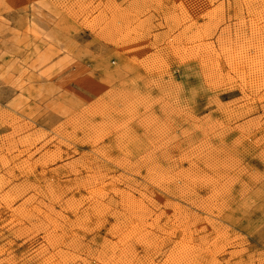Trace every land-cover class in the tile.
<instances>
[{
	"label": "rangeland",
	"instance_id": "obj_1",
	"mask_svg": "<svg viewBox=\"0 0 264 264\" xmlns=\"http://www.w3.org/2000/svg\"><path fill=\"white\" fill-rule=\"evenodd\" d=\"M154 1L0 0V264H264V0Z\"/></svg>",
	"mask_w": 264,
	"mask_h": 264
},
{
	"label": "bare ground",
	"instance_id": "obj_2",
	"mask_svg": "<svg viewBox=\"0 0 264 264\" xmlns=\"http://www.w3.org/2000/svg\"><path fill=\"white\" fill-rule=\"evenodd\" d=\"M142 1H143V0H142ZM146 1H147V0H146ZM153 1H154V0H153ZM194 1H195V0H194ZM198 1H199V0H198ZM154 2H155V1H154ZM185 2H186V1H185ZM190 2H191V1H190ZM202 2H203V1H202ZM134 3H135V2H134ZM144 3H145V2H144ZM158 3H159V2H158ZM174 3H175V2H174ZM191 3H192V2H191ZM200 3H201V2H200ZM203 3H204V2H203ZM141 4H142V3H141ZM150 4H151V3H149V5H150ZM180 4H181V3H180ZM184 4H186V3H184ZM197 4H199V3H197ZM201 4H202V3H201ZM253 4H254V3H253ZM253 4H252V5H253ZM145 5H146V4H145ZM151 5H152V4H151ZM158 5H159V4H158ZM187 5H188V4H187ZM190 5H191V4H190ZM137 6H138V5H137ZM185 6H186V5H185ZM194 6H195V5H194ZM201 6H202V5H201ZM258 6H259V5H258ZM258 6H256V7H258ZM144 7H145V6H143V8H144ZM157 7H158V6H157ZM173 7H174V6H173ZM177 7H178V6H177ZM190 7H191V6H190ZM203 7H204V6H203ZM208 7H209V6H208ZM140 8H141V7H140ZM145 8H146V7H145ZM180 8H181V7H180ZM188 8H189V7H188ZM193 8H194V7H193ZM138 9H139V8H138ZM159 9H160V8H159ZM194 9H195V8H194ZM139 10H140V9H139ZM148 10L150 11V9H148ZM155 10H156V9H155ZM190 10H191V9H190ZM197 10H198V9H197ZM211 10H212V9H211ZM137 11H138V10H137ZM141 11H142V9H141ZM180 11H181V10H180ZM184 11H185V10H184ZM192 11H194V10H192ZM195 11H196V10H195ZM142 12H143V11H142ZM190 12H191V11H190ZM206 12H207V11H206ZM210 12H211V11H210ZM140 13H141V12H140ZM143 13H145V12H143ZM169 13H170V12H169ZM187 13H188V12H187ZM195 13H198V11L195 12ZM208 13H209V12H208ZM191 14H192V13H191ZM212 14H213V13H212ZM212 14H211V16H213ZM171 15H172V14H171ZM180 15H181V14H180ZM194 15H195V14H194ZM202 15H203V14H202ZM120 16H121V15H120ZM124 16H127V15H124ZM142 16H143V15H142ZM173 16H174V15H173ZM185 16H186V15H185ZM198 16H199V15H198ZM203 16H204V15H203ZM127 17H128V16H127ZM139 17H140V16H139ZM148 17H149V16H148ZM174 17H175V16H174ZM181 17H182V16H181ZM205 17H206V16H205ZM207 17H208V16H207ZM215 17H216V19L218 18L216 15H215ZM124 18H125V17H124ZM124 18H122L121 20H123ZM176 18H177V17H176ZM209 18H210V17H209ZM209 18H208V19H209ZM119 19H120V18H119ZM182 19H183V17H182ZM191 19H192V18H191ZM208 19H206V20H207V21H210V20H208ZM210 19H212V18H210ZM216 19H215V20H216ZM127 20H129V19H127ZM174 20H175V18H174ZM212 20H213V19H212ZM212 20H211V21H212ZM110 21H111V20H110ZM123 21H124V20H123ZM141 21H142V20H141ZM188 21H189V20H188ZM207 21H205V22H207ZM125 22H126V21H125ZM176 22H177V21H176ZM203 22H204V21H203ZM203 22H202V23H203ZM112 23H113V22H112ZM115 23H116V22H115ZM127 23H128V21H127ZM127 23H126V24H127ZM129 23H130V22H129ZM139 23H140V22H139ZM178 23H179V22H178ZM202 23H201V24H202ZM207 23H208V22H207ZM0 24H1V23H0ZM124 24H125V23H124ZM141 24H142V26H143V21H142ZM128 25H129V24H128ZM196 25H197V24H196ZM202 25H203V24H202ZM124 26H125V25H124ZM138 26H139V25H138ZM144 26H145V25H144ZM121 27H122V26H121ZM121 27H120V28H121ZM127 27H128V26H127ZM140 27H141V26H140ZM162 27H163V25H162ZM187 27H188V26H187ZM204 27L206 28L207 26H204ZM208 27H209V26H208ZM238 27H241V26H238ZM125 28H126V27H125ZM196 28H197V26H196ZM1 29H2V28H1ZM137 29H138V28H137ZM140 29H141V28H140ZM240 29H241V28H240ZM121 30H122V29H121ZM237 30H238V28H237ZM174 31H175V30H174ZM182 31H183V29H182ZM188 31H189V30H188ZM195 31H196V30H195ZM204 31H206V29H205ZM238 31H239V30H238ZM179 33H180V32H179ZM205 33H206V32H205ZM235 33H236V31H235ZM129 34H130V33H129ZM194 34H195V33H194ZM197 34H198V33H197ZM199 34H200V33H199ZM180 35H181V33H180ZM190 35H191V34H190ZM209 35H210V33H209ZM211 35H212V34H211ZM195 36H196V35H195ZM202 36H203V35H202ZM189 37H190V36H189ZM191 37H192V36H191ZM193 37H194V36H193ZM206 37H207V34H206ZM210 37H211V36H210ZM43 38H44V39H49V36L43 34ZM127 38H128V35H127ZM195 38H197V37H195ZM207 38H208V37H207ZM174 39H175V38H174ZM187 39H188V38H187ZM192 39H193V38H192ZM201 39H203V37H202ZM221 39H222V38H221ZM125 40H126V39H125ZM206 40H207V39H206ZM219 40H220V39H219ZM187 41H188V40H187ZM221 41H222V40H221ZM226 41H227V40H226ZM236 41H238V40H236ZM190 42H192V40L189 41V44H190ZM201 42H202V41H201ZM217 42H218V41H217ZM209 43H210V42H209ZM209 43H208V44H209ZM199 44H200V43H199ZM201 44H202V43H201ZM220 44H221V43H219V45H220ZM226 44H227V43H226ZM195 45H196V44H195ZM202 45H203V44H202ZM190 46H191V45H190ZM192 46H194V44H193ZM198 46H199V45H198ZM204 47H205V45H204ZM192 48H193V47H192ZM196 48H197V47H196ZM207 48H208V46H207ZM211 48H212V47H211ZM123 49H124V48H123ZM125 49H126V48H125ZM202 49H203V48H202ZM202 49H201V50H202ZM127 50H128V49H127ZM239 50H241V49H239ZM196 51H198V49H197ZM222 51H223V50H222ZM202 52H203V51H202ZM241 52H242V50H241ZM262 52H263V50H262ZM196 53H198V52H196ZM231 54H232V53H231ZM234 54H235V53H234ZM236 54H237V53H236ZM240 54H241V53H240ZM263 55H264V54H263ZM209 56H210V55H209ZM224 56H225V55H224ZM228 56H229V55H228ZM228 56H227V57H228ZM238 56H240V55H238ZM194 57H195V56H194ZM202 57H203V56H202ZM232 57H233V56H232ZM234 57H235V56H234ZM207 58H208V57H207ZM228 58H229V57H228ZM237 58H238V57H237ZM193 59H194V58H193ZM200 59H201V58H200ZM210 59H211V58H210ZM230 59H231V57L229 58V60H230ZM235 59H236V58H235ZM242 59H243V58H242ZM197 60H198V59H197ZM210 61H211V60H210ZM210 61H209V62H210ZM198 62H199V61H198ZM230 62H231V61H230ZM230 62H229V63H230ZM232 62H233V61H232ZM200 63H201V62H200ZM214 63H215V62H214ZM225 63H226V62H225ZM202 64H203V63H202ZM207 65H208V63H207ZM229 65H230V64H229ZM237 65H238V64H237ZM237 65H236V66H237ZM244 65H245V64H244ZM38 66H39V64H36V65L34 66V74H33V75H35V76H38V75L40 74V68L38 69ZM201 66H202V65H201ZM216 66H217V65H216ZM245 66H246V65H245ZM202 67H203V66H202ZM204 67H205V66H204ZM211 67H213V66H211ZM214 67H215V66H214ZM231 67H232V66H231ZM231 67H230V68H231ZM239 67H241V66H239ZM243 67H244V66H243ZM205 68H206V67H205ZM209 68H210V67H209ZM234 68H236V67H234ZM261 69H262V68H261ZM210 70H211V69H210ZM260 71H261V70H260ZM211 72H212V71H211ZM213 72H214V71H213ZM207 73H208V71H207ZM207 73H206V74H207ZM203 75H204V74H203ZM207 75H208V74H207ZM208 76H209V75H208ZM148 117H149V116H148ZM151 118H152V117H151ZM152 123H153V122H152ZM57 148H58V147H57ZM59 150H60V149H59ZM53 154H54V153H53ZM57 154H58V153H57ZM42 155H43V154H42ZM197 155H198V154H197ZM44 156H45V155H44ZM44 156H42V157H44ZM53 156H54V155H53ZM204 156H206V155H204ZM38 158H39V157H38ZM44 158H45V157H44ZM46 158H48V157H46ZM2 159H3V158H2ZM2 159L0 158V160H2ZM48 159H49V158H48ZM116 159H117V158H116ZM223 159H224V158H223ZM223 159H222V160H223ZM25 161H26V159H25ZM28 161H29V160H28ZM42 161H43V160H42ZM40 162H41V161H40ZM44 162H45V161H44ZM127 162H128V161H127ZM6 163H7V162H6ZM6 163H5L4 165H6ZM27 163H28V162H27ZM71 163H72V161H71ZM29 164H31V163H29ZM73 164H74V163H73ZM128 164H129V163H128ZM220 164H221V163H220ZM8 165H9V164H8ZM25 165H26V163H25ZM25 165H24V166H25ZM114 165H115V164H114ZM226 165H227V164H226ZM43 166H44V165H43ZM224 166H225V165H224ZM230 166H231V165H230ZM234 166H235V165H234ZM93 167H94V166H93ZM228 167H229V166H228ZM231 167H233V166H231ZM231 167H230V168H231ZM89 168H90V167H89ZM218 168H219V167H218ZM221 168H222V167H221ZM221 168H220V169H221ZM92 169H93V168H92ZM225 169H226V168H225ZM225 169H223V170H225ZM22 170H23V168L21 169V171H22ZM40 170H41V169H40ZM231 170H232V169H231ZM238 170H239V169H238ZM8 171H9V169H8ZM225 171H226V170H225ZM18 172H20V171H18ZM221 172H222V171H221ZM230 172H231V171H230ZM235 172H236V171H235ZM205 173H206V172H205ZM218 173H220V172H218ZM239 173H240V172H239ZM215 174H216V173H215ZM20 175H21V174H20ZM241 175H242V174H241ZM105 176H106V175H105ZM151 176H152V175H151ZM204 176H206V175H204ZM218 176H221V175H218ZM209 177H210V176H209ZM221 177H222V176H221ZM225 177H226V176H225ZM128 178H129V177H128ZM151 178H152V177H151ZM153 178H154V177H153ZM167 178H168V177H167ZM207 178H208V177H207ZM211 178H212V177H211ZM219 178H220V177H219ZM230 178H231V177H230ZM104 179H105V178H104ZM200 179H201V177H200ZM212 179H213V178H212ZM221 179H224V177L221 178ZM152 180H153V179H152ZM158 180H159V178H158ZM167 180H168V179H167ZM202 180H204V178H203ZM207 180H209V179H207ZM227 180H228V179H227ZM227 180H226V181H227ZM210 181H211V180H210ZM216 181H217V180H216ZM100 182H101V181H100ZM190 182H193V181L190 180ZM190 182H189V183H190ZM200 182H201V181H200ZM202 182H203V181H202ZM49 183H50V182H49ZM114 183H115V182H114ZM204 183H205V182H204ZM207 183H208V182H207ZM94 184H95V183H94ZM127 184H128V183H127ZM127 184H126V185H127ZM201 184H202V183H201ZM209 184H210V183H208V185H209ZM211 184H213V182H212ZM155 185H157V184H155ZM202 185H203V184H202ZM48 186H49V185H48ZM69 186H70V185H69ZM94 186H95V185H94ZM22 187H23V186H22ZM25 187H26V186H25ZM77 187H78V186H77ZM48 188H49V187H48ZM50 188H51V187H50ZM50 188H49V189H50ZM94 188H95V187H94ZM101 188H102V187H101ZM102 189H103V188H102ZM133 189H134V188H133ZM145 189H146V188H145ZM52 190H53V189H52ZM52 190H51V191H52ZM71 190H72V189H71ZM83 190H84V189H83ZM120 190H121V189H120ZM120 190H119V191H120ZM17 191H18V190H17ZM12 192H13V191H12ZM93 192H94V191H93ZM93 192H92V193H93ZM102 192H104V191H102ZM102 192H101V193H102ZM116 192H117V191H116ZM120 192H122V191H120ZM134 192H135V191H134ZM7 193H8V192H7ZM26 193H27V192H26ZM26 193H25V194H26ZM51 193H52V192H51ZM122 193H123V192H122ZM124 193H125V192H124ZM22 194H23V192H22ZM25 194H24V195H25ZM52 194H53V193H52ZM52 194H50V195H52ZM89 194H90V192H89ZM96 194H98V192H97ZM149 194H150V193H149ZM152 194H153V193H152ZM4 195H5V194H4ZM10 195H11V194H10ZM16 195H17V194H16ZM16 195H15V196H16ZM39 195H40V194H39ZM54 195H55V193H54ZM98 195H99V194H98ZM100 195H101V194H100ZM100 195H99V197H100ZM130 195H131V194H130ZM130 195H129V196H130ZM150 195H151V194H150ZM216 195H217V194H216ZM216 195H215V196H216ZM32 196H34V195H32ZM32 196L29 195L28 199H27V198H26V199L29 200V198H31ZM57 196H58V195H57ZM102 196H103V195H102ZM102 196H101V197H102ZM212 196H213V195H212ZM18 197H19V196H18ZM21 197H22V196H21ZM91 197H92V196H91ZM120 197H121V196H120ZM126 197H127V196H126ZM210 197H211V196H210ZM217 197H218V196H217ZM3 198H4V196H3ZM33 198H34V197H33ZM35 198H37V196H36ZM104 198H105V197H104ZM146 198H147V197H146ZM12 199H13V198H12ZM12 199H11V200H12ZM101 199H102V198H101ZM126 199H127V198H126ZM211 199H212V198H211ZM9 200H10V199H9ZM9 200H8V201H9ZM34 200H35V199H34ZM128 200H129V199H128ZM134 200H135V199H134ZM138 200H139V199H138ZM23 201H24V200H23ZM42 201H43V200H42ZM124 201H125V200H124ZM5 202H6V201H5ZM10 202H12V201H10ZM29 202H31V200H30ZM33 202H34V201H33ZM99 202H100V201H99ZM128 202H129V201H128ZM131 202H132V201H131ZM140 202H141V201H140ZM3 203H4V202H3ZM13 203H14V202H13ZM42 203H43V202H42ZM48 203H49V202H48ZM125 203H126V202H125ZM134 203H135V202H134ZM137 203L139 204V202H137ZM202 203H203V202H202ZM5 204H6V203H5ZM19 204H21V203H19ZM26 204H27V203H26ZM38 204H39V203H38ZM43 204L45 205V203H43ZM43 204H42V205H43ZM121 204H122V203H121ZM29 205H30V203H29ZM141 205H142V204H141ZM46 206H47V205H46ZM94 206H95V205H94ZM120 206H121V205H120ZM122 206H123V205H122ZM128 206H129V205H128ZM138 206H140V205H138ZM170 206H171V205H170ZM213 206H214V204H213ZM5 207H7V205H6ZM8 207H9V206H8ZM23 207H24V206H23ZM48 207H49V206H48ZM51 207H52V206H51ZM117 207H118V206H117ZM135 207H136V206H135ZM143 207H144V206H143ZM13 208H14V207H13ZM18 208H19V207H18ZM29 208H30V207H29ZM100 208H101V207H100ZM119 208H120V207H119ZM125 208H126V207H125ZM130 208H131V207H130ZM166 208H167V207H166ZM208 208H209V207H208ZM228 208H229V207H228ZM15 209H16V208H15ZM25 209H26V208H25ZM45 209H46V208H45ZM48 209H49V208H48ZM52 209H54V208H52ZM52 209H51V210H52ZM102 209H103V208H102ZM121 209H122V208H121ZM140 209H141V208H140ZM140 209H139V210H140ZM142 209H143V208H142ZM20 210H21V209H20ZM23 210H24V209H23ZM105 210H106V209H105ZM146 210H147V209H146ZM32 211H33V210H32ZM36 211H37V209H36ZM77 211H78V210H77ZM150 211H151V210H150ZM147 212H148V211H147ZM15 213H16V212H15ZM21 213H22V212H21ZM53 213H54V212H53ZM128 213H131V212L128 211ZM205 213H206V212H205ZM37 214H38V213H37ZM54 214H55V213H54ZM160 214H161V213H160ZM162 214H163V213H162ZM18 215H19V214H18ZM29 215H30V214H29ZM59 215H60V214H59ZM129 215H130V214H129ZM133 215H134V214H133ZM133 215H132V216H133ZM34 216H35V215H34ZM41 216H42V215H41ZM61 216H62V215H61ZM61 216H60V218L62 219ZM147 216H148V215H147ZM158 216H159V215H158ZM158 216H157V217H158ZM163 216H164V215H163ZM166 216H167V215H166ZM215 216H216V215H215ZM25 217H26V216H25ZM28 217H29V216H28ZM43 217H44V216H43ZM58 217H59V216H58ZM85 217H86V216H85ZM142 217H143V216H142ZM196 217H197V216H196ZM23 218H24V217H23ZM87 218H88V217H87ZM129 218H130V217H129ZM132 218H133V217H132ZM144 218H145V217H144ZM154 218H155V217H154ZM10 219H11V218H10ZM47 219H48V218H47ZM51 219H52V218H51ZM68 219H69V218H68ZM141 219H142V218H141ZM190 219H192V218H190ZM193 219H194V218H193ZM74 220H75V219H74ZM87 220H88V219H87ZM136 220H137V219H136ZM143 220H144V219H143ZM143 220H142V221H143ZM156 220H157V219H156ZM201 220H202V219H201ZM210 220H211V219H210ZM213 220H214V219H213ZM49 221H50V220H49ZM55 221H56V220H55ZM71 221H72V220H71ZM98 221H99V220H98ZM128 221H129V220H128ZM159 221H160V220H159ZM176 221H177V220H176ZM198 221H199V220H198ZM52 222H53V221H52ZM63 222H64V221H63ZM74 222H75V221H74ZM101 222H102V221H101ZM132 222H133V221H132ZM151 222H152V221H151ZM157 222H158V221H157ZM173 222H174V221H173ZM189 222H190V221H189ZM199 222H200V221H199ZM49 223H50V222H49ZM139 223H140V222H139ZM190 223H191V222H190ZM207 223H208V222H207ZM212 223H213V222H212ZM212 223H211V224H212ZM54 224H55V223H54ZM68 224H69V223H68ZM68 224H66V225H68ZM97 224H98V223H97ZM116 224H117V223H116ZM141 224H142V223H141ZM151 224H152V223H150V226H151ZM156 224H157V223H156ZM187 224H188V223H187ZM187 224H186V225H187ZM191 224H192V223H191ZM208 224H210V223H208ZM6 225H7V223H6ZM52 225H53V224H52ZM82 225H83V224H82ZM133 225H134V224H133ZM135 225H136V224H135ZM145 225H146V224H145ZM147 225H148V224H147ZM186 225H185V226H186ZM32 226H33V225H32ZM34 226H35V225H34ZM36 226H37V225H36ZM74 226H75V225H74ZM80 226H81V225H80ZM118 226H119V225H118ZM129 226H130V225H129ZM10 227H11V226H10ZM45 227H46V226H45ZM57 227H58V226H57ZM75 227H76V226H75ZM84 227H85V226H84ZM109 227H110V226H109ZM116 227H117V226H116ZM141 227H142V226H141ZM148 227H149V226H148ZM189 227H190V226H189ZM189 227H188V228H189ZM204 227H205V226H204ZM210 227H211V225H210ZM213 227H214V226H213ZM12 228H13V227H12ZM24 228H25V227H24ZM26 228H27V227H26ZM77 228H78V227H77ZM132 228H133V227H132ZM134 228H135V227H134ZM136 228H137V227H136ZM150 228H151V227H150ZM200 228H201V227H200ZM18 229H19V228H17V230H18ZM31 229H33V228L31 227ZM80 229H82V228H80ZM85 229H86V228H85ZM89 229H91V227H90ZM138 229H139V228H138ZM156 229H157V228H156ZM159 229H160V228H159ZM177 229H178V228H177ZM214 229H215V228H214ZM24 230H25V229H24ZM28 230H29V229H28ZM28 230H27V231H28ZM35 230H36V229H35ZM93 230H94V229H93ZM112 230H113V229H112ZM112 230H111V231H112ZM171 230H172V229H171ZM189 230H190V229H189ZM199 230H200V229H199ZM18 231H19V230H18ZM18 231H17V232H18ZM90 231H91V230H90ZM90 231L88 230V232H90ZM115 231H116V230H115ZM119 231H120V230H119ZM134 231H135V230H134ZM138 231H139V230H138ZM183 231H184V228H183ZM186 231H188V230H186ZM190 231H191V230H190ZM190 231H189V233H191ZM195 231H196V230H195ZM197 231H198V230H197ZM22 232H23V231H22ZM31 232H32V231H31ZM122 232H123V231H122ZM146 232H148V231H146ZM193 232H194V230H193ZM224 232H225V231H223V233H224ZM20 233H21V232H20ZM23 233H24V232H23ZM28 233H30V232H28ZM113 233H114V231H113ZM116 233H117V231H116ZM127 233H128V232H127ZM127 233H126V234H127ZM137 233H138V232H137ZM150 233H151V231H150L148 234H150ZM161 233H162V232H161ZM169 233H170V232H169ZM184 233H185V232H184ZM189 233H188V234H189ZM225 233H226V232H225ZM17 234H18V233H17ZM24 234H25V233H24ZM24 234H21V235H24ZM63 234H64V233H63ZM118 234H119V233H118ZM130 234H131V232H130ZM142 234H143V233H142ZM146 234H147V233H146ZM166 234H168V233H166ZM171 234H172V233H171ZM185 234H186V233H185ZM191 234H192V233H191ZM135 235H136V232H135ZM226 235H227V234H225V236H226ZM61 236H62V235H60V237H61ZM129 236H130V235H129ZM129 236H128V237H129ZM131 236H133V235H131ZM136 236H137V235H136ZM142 236H143V235H142ZM18 237H19V236H18ZM22 237H23V236H22ZM126 237H127V236H126ZM138 237H139V236H138ZM156 237H157V236H156ZM183 237H185V236H183ZM204 237H205V236H204ZM216 237H217V236H216ZM122 238H123V237H122ZM163 238H164V237H163ZM188 238H189V237H188ZM217 238H218V237H217ZM129 239H130V238H129ZM141 239H142V238H141ZM180 239H181V238H180ZM184 239H185V238H184ZM201 239H202V238H201ZM218 239H219V238H218ZM118 240H119V239H118ZM213 240H215V239H213ZM213 240H212V241H213ZM219 240H220V239H219ZM224 240H225V239H224ZM52 241H54V240H52ZM105 241H106V240H105ZM125 241H126V240H125ZM125 241L122 240V242H125ZM146 241H147V240H146ZM150 241H151V240H150ZM158 241H159V240H158ZM183 241H184V240H183ZM227 241H228V240H227ZM50 242H51V241H50ZM120 242H121V241H120ZM132 242H133V241H132ZM202 242H203V241H202ZM129 243H130V242H129ZM140 243H141V242H140ZM146 243H147V242H146ZM146 243H145V244H146ZM175 243H176V242H175ZM184 243H186V242H184ZM206 243H207V242H206ZM210 243H211V242H210ZM224 243H225V242H224ZM118 244H119V243H118ZM122 244H123V243H121V245H122ZM125 244H126V243H125ZM133 244H134V243H133ZM142 244H143V243H142ZM162 244H163V243H162ZM213 244H214V242H213ZM2 245H3V244H2ZM71 245H72V244H71ZM121 245H119V246H121ZM175 245H176V244H175ZM175 245H174V246H175ZM184 245H185V244H184ZM210 245H211V244H210ZM225 245H226V244H225ZM225 245H223V246H225ZM104 246H105V245H104ZM130 246H131V245H130ZM146 246H147V245H146ZM172 246H173V245H172ZM177 246H178V245H177ZM186 246H188V245H186ZM214 246H216V245H214ZM41 247H42V246H41ZM112 247H114V246H112ZM128 247H129V246H128ZM133 247H134V246H133ZM149 247H150V245H149ZM160 247H161V246H160ZM181 247H182V245H181ZM209 247H210V246H209ZM219 247H220V246H219ZM1 248H2V247H1ZM71 248H73V246H72ZM78 248H79V247H78ZM93 248H94V247H93ZM174 248H175V247H174ZM174 248H173V249H174ZM183 248H184V247H183ZM215 248H217V247H215ZM220 248H221V247H220ZM226 248H227V247H226ZM5 249H6V248H5ZM40 249H41V248H40ZM112 249H113V248H112ZM119 249H121V248H119ZM119 249H118V250H119ZM130 249H131V248H130ZM130 249H129V250H130ZM146 249H147V248H146ZM185 249H186V248H185ZM185 249H184V250H185ZM188 249H190V248H188ZM224 249H225V248H224ZM34 250H35V249H34ZM102 250H103V249H102ZM110 250H111V249H110ZM113 250H114V249H113ZM121 250H122V249H121ZM148 250H149V249H148ZM148 250H147V251H148ZM171 250H172V249H171ZM175 250H176V249H175ZM215 250H216V249H215ZM219 250H220V249H219ZM42 251H43V249H42ZM123 251H124V250H123ZM127 251H128V250H127ZM132 251H133V250H132ZM132 251H131V252H132ZM188 251H189V250H188ZM217 251H218V250H217ZM243 251H244V250H243ZM31 252H32V251H31ZM36 252H37V251H36ZM95 252H96V251H95ZM145 252H146V251H145ZM213 252H215V251H213ZM229 252H230V251H229ZM229 252H228V253H229ZM234 252H235V251H234ZM54 253H55V252H54ZM67 253H68V252H67ZM70 253H71V252H70ZM70 253H68V254L70 255ZM111 253H112V252H111ZM121 253H122V252H121ZM135 253H136V252H135ZM175 253H176V252H175ZM183 253H184V252H183ZM218 253H220V252H218ZM241 253H242V252H241ZM36 254H37V253H36ZM56 254H57V251H56ZM62 254H64V253H62ZM65 254H66V253H65ZM74 254H75V253H74ZM124 254H126V252H125ZM124 254H122V255H124ZM127 254H128V253H127ZM131 254H133V253H131ZM42 255H43V254H42ZM47 255H48V254H47ZM84 255H85V254H84ZM100 255H102V253H101ZM104 255H105V254H104ZM111 255H112V254H111ZM119 255H120V254H119ZM184 255H185V254H184ZM187 255H188V254H187ZM49 256H50V255H49ZM51 256H52V255H51ZM62 256L64 257V255H62ZM98 256H99V254H98ZM98 256H97V257H98ZM114 256H115V255H114ZM124 256H125V255H124ZM126 256H127V255H126ZM129 256H130V255H129ZM133 256H134V255H133ZM133 256H132V257H133ZM171 256H172V255H171ZM30 257H31V256H30ZM47 257H48V256H47ZM54 257H55V256H54ZM58 257H59V256H58ZM66 257H67V255H66ZM66 257H65V258H66ZM77 257H78V256H77ZM79 257H81V256H79ZM108 257H109V256H108ZM112 257H113V256H112ZM119 257H121V255H120ZM144 257H145V256H144ZM156 257H157V256H156ZM174 257H175V256H174ZM50 258H51V257H50ZM61 258H62V257H61ZM73 258H74V256H73ZM73 258H72V259H73ZM102 258H103V257H102ZM122 258H123V257H122ZM161 258H162V257H161ZM176 258H177V257H176ZM45 259H47V258H45ZM72 259H71V260H72ZM79 259H80V258H79ZM111 259H112V258H110V260H111ZM120 259H121V258H120ZM128 259H131V258H128ZM51 260L53 261V259H51ZM51 260H50V262H51ZM62 260H64V259H62ZM81 260H82V259H80V261H81ZM106 260H107V259H106ZM169 260H170V259H169ZM172 260H173V259H172ZM192 260H194V259H192ZM1 261H2V259H1ZM42 261H43V260H42ZM65 261H66V260H65ZM85 261H86V260H85ZM100 261H101V260H100ZM100 261H99V262H100ZM108 261H109V260H108ZM123 261H124V260H123ZM131 261H132V260H131ZM131 261H130V262H131ZM159 261H160V260H159ZM165 261H166V260H165ZM165 261H164V262H165ZM176 261H177V260H176ZM50 262H48V263H50ZM81 262H82V261H81ZM106 262H107V261H106ZM120 262H121V261H120ZM130 262H129V264H131ZM146 262H147V261H146ZM170 262H171V261H170ZM170 262H169V264H170ZM173 262H175V261H173ZM188 262H189V261H188ZM193 262H194V261H193ZM193 262H192V263H193ZM52 263H53V262H52ZM123 263H124V262H123ZM152 263H153V262H152ZM166 263H167V262H166ZM8 264H9V263H8ZM65 264H66V263H65ZM83 264H84V263H83ZM102 264H106V263H102ZM114 264H116V263H114Z\"/></svg>",
	"mask_w": 264,
	"mask_h": 264
}]
</instances>
